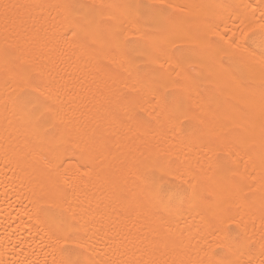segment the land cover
Segmentation results:
<instances>
[{"label": "bare ground", "instance_id": "6f19581e", "mask_svg": "<svg viewBox=\"0 0 264 264\" xmlns=\"http://www.w3.org/2000/svg\"><path fill=\"white\" fill-rule=\"evenodd\" d=\"M262 13L264 0H0V264H201L219 251L217 206L249 242L216 258L264 264V47L244 39ZM85 17L137 63L73 38ZM33 69L58 114L47 131L18 102ZM152 89L190 119L153 114Z\"/></svg>", "mask_w": 264, "mask_h": 264}, {"label": "snow or ice", "instance_id": "6c2138e0", "mask_svg": "<svg viewBox=\"0 0 264 264\" xmlns=\"http://www.w3.org/2000/svg\"><path fill=\"white\" fill-rule=\"evenodd\" d=\"M61 7L64 8L67 14L66 18L72 17L73 5L65 4L61 5ZM125 7L134 12L137 16L146 15V13H141L139 11L142 7L146 6L129 4ZM262 15H264V13H262ZM69 22L72 23L71 20H69ZM103 27H106V25L95 20L90 21L85 17L82 19V22L74 24L72 36L73 38L80 36L81 43L85 46L98 45V48L94 49V51L101 52L109 64L119 65L120 67L136 64L137 61L134 56L135 50L129 47L130 41L126 38L121 39L120 37H115L113 46L108 48L107 51L104 50L105 41L101 38L100 31ZM252 32H255V29H252L250 33L245 34L244 39H251L253 41L259 40L261 47H264V25L261 26L259 36H253L251 34ZM221 39H223V37H221ZM233 45L236 46L234 52H238L244 48V44L239 43L236 40H233L231 44H229V48H232ZM175 47L178 46H174V48ZM5 69L7 70V65H5ZM33 73H35L36 76L40 75L37 70L33 69L21 77L20 87L23 95L18 98V102L24 106V111L29 118L35 122V126L47 131L48 129L55 128L58 114L50 103L52 99L51 96L45 91L44 87L34 79ZM150 95L151 99L149 100V103L153 108V114L158 112L160 116L164 117L172 126L181 125L184 121L190 119V115L185 111L183 105L169 102V94L166 90L160 91L158 89H152ZM29 106H34V108L30 109ZM225 138H227V134ZM235 138L242 139V135H237ZM234 195L242 196L243 193L242 191L235 192ZM210 216L221 225L216 231V239L219 242L214 245L219 251L215 253H207L208 259L202 261L201 264H247V262L239 259L225 260L216 258L221 254L224 256L238 257L239 254H242L243 249L247 246L249 241L247 238L241 240L232 237L231 234L233 232V227H235V229H240V224L235 219L226 218V215L220 206L210 209ZM240 230L242 231V229ZM65 264H73V261L69 258L65 261Z\"/></svg>", "mask_w": 264, "mask_h": 264}]
</instances>
